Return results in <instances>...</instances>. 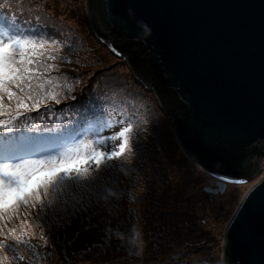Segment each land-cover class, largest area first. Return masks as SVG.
Listing matches in <instances>:
<instances>
[{
	"label": "rangeland",
	"instance_id": "1",
	"mask_svg": "<svg viewBox=\"0 0 264 264\" xmlns=\"http://www.w3.org/2000/svg\"><path fill=\"white\" fill-rule=\"evenodd\" d=\"M19 6L22 10L33 9L29 10L28 14H23L16 9ZM0 9L3 11L8 9V13L14 17L19 13L27 22L32 19L34 23L31 21L30 23L42 33L41 39L49 43L52 40L57 42L55 47L60 48V52L57 53L59 57L68 51L74 63H79L74 64L73 70L64 68L66 66L60 64L53 66L52 71H56L57 77H63L64 82L54 76L53 86L48 95L54 110L50 111L58 113L64 104L66 105L63 110L71 111L72 106L83 102V94H88L90 98L87 100L99 99L101 108L107 107L108 100L118 102L120 105L118 111H124L126 116H129V124L133 126V132L129 134L133 149L131 164L126 162L128 151L119 158L112 160L105 158L99 169L94 163L89 162L88 168L95 175L90 180L80 181L76 178L60 177L50 187L48 195L43 197L41 204L29 202L27 206L21 205L16 212L5 216L0 224L4 233L0 236V242L6 245L4 264H42L38 260L25 262L20 257L19 251L25 243L16 241L19 235L24 241L32 240L35 235L42 236L45 237L46 243L54 245L55 252L51 259L43 258L47 261L44 264H222L224 229L241 198L252 184L226 185L223 193L218 194L204 192L205 189H214L215 181L198 169L182 152L175 139L171 122L160 111L154 94L136 82L124 60L114 57L96 39L87 19L85 0H0ZM36 11H46L57 20L65 22L70 30L68 31L67 28L62 32L50 30L47 21L37 19ZM57 54L54 53L56 59L59 58ZM66 77L69 78L67 81L72 79L76 84L79 83L69 97L63 93ZM54 96L58 97L59 103L53 98ZM25 103L26 108L33 106L32 100ZM11 104L12 107L9 108V101H4V108L12 120L15 115L17 118L31 119V116L26 114V108L13 112L12 108L15 105L14 102ZM90 109L92 113H83L82 117L87 116L93 120L95 130L88 135L89 138L81 141L91 144L95 150L106 153L117 151L121 141L112 137L117 136L121 128L113 125L112 118L110 122L102 116L98 117L97 113H93L95 110L86 105L85 110ZM40 112L44 116L47 114L46 109L37 110L33 114L40 117ZM8 120L5 112L0 115V133L7 131L9 127L14 129L12 121ZM21 144L25 142L22 141ZM22 153L16 152L2 163H19L26 160L27 156H22ZM134 154L139 156L133 158ZM125 166L136 167L138 171L142 168L148 179L144 183L139 182L137 178L132 185L129 183L130 186H122L125 181L122 178V170H126ZM115 173H117L116 181L111 185L109 182L112 181L111 177H114ZM129 181L133 182L134 179L130 178ZM145 187L148 188L147 194L151 197L157 193L160 195L158 210L162 212L166 222L164 225L140 223L124 225L119 232L121 234L119 239L113 233L106 231L109 228L118 231L117 226L109 225V222L106 225H89V221L77 219L71 221V225L67 222L63 227L57 229L52 227L53 232L50 233V229L37 227L30 219L34 214L40 218L38 220H41L43 214H47L54 207L63 209L60 208V203L67 202L63 197L69 196V192L74 196L78 194L77 190L79 193H86L84 197L73 200V204H78L75 206L76 210L84 207L85 202L82 200L85 198L88 200L86 203H91L96 195H99L101 188H113L119 193L127 191L131 194L133 190H142ZM133 194L144 196L138 191ZM120 196L123 195L118 194L117 197ZM58 200H60L59 204ZM98 201L102 200L98 199ZM112 201L113 199H110L108 202ZM35 204H38L37 208L40 209L35 210ZM104 206L87 208L86 211H93L91 214L98 217L104 215L107 219L113 215L112 210H116ZM107 220L110 221L112 218ZM25 225H30V228L26 229ZM9 229L13 231L8 233ZM136 242L139 244L136 245ZM170 259L172 262L169 261Z\"/></svg>",
	"mask_w": 264,
	"mask_h": 264
},
{
	"label": "water",
	"instance_id": "2",
	"mask_svg": "<svg viewBox=\"0 0 264 264\" xmlns=\"http://www.w3.org/2000/svg\"><path fill=\"white\" fill-rule=\"evenodd\" d=\"M85 2L96 39L215 181L204 192L252 184L224 229L221 262L264 264V0Z\"/></svg>",
	"mask_w": 264,
	"mask_h": 264
},
{
	"label": "trees",
	"instance_id": "3",
	"mask_svg": "<svg viewBox=\"0 0 264 264\" xmlns=\"http://www.w3.org/2000/svg\"><path fill=\"white\" fill-rule=\"evenodd\" d=\"M17 10H20L23 14H26L29 10L33 8H25L24 10L21 9V7H17ZM5 11L0 9V19L4 21V31H0V38L2 39H7L8 36L11 35H24L28 36L31 39H35L37 41L43 40L47 41L42 38V33L37 29L32 26L33 20L30 19L29 22L25 21V19L21 14L17 13L15 14L16 17L10 15L8 12V9H4ZM20 15V17L18 16ZM28 14V13H27ZM38 16V20L42 21H47L49 23V28L50 30H55L58 32H62L64 29L70 30V27L62 21L57 20L50 14H48L46 11L44 12H37L36 13ZM34 23V22H33ZM44 36V35H43ZM56 37V36H55ZM57 54V53H56ZM59 57L60 55L57 54ZM51 61V62H50ZM49 65H51L50 69V74L52 80L54 79V76L57 77L56 71L53 70V66L56 64H60L61 66H66L64 68H69L73 70V67L75 66L74 64H79L74 63V60L70 57V54H68V51H65L61 57H59L56 60H51L49 59L47 61ZM60 80L64 82L63 77H57ZM77 79L78 77H74ZM69 79L68 77L65 78V84L63 85V93L66 96H70L71 91L74 90L75 86H78L76 82H74L72 79L71 81H67ZM137 82V81H136ZM138 83V82H137ZM51 86H48L46 88L45 92V97H37L39 100V103H31V107L26 108V114H29L30 117H16L15 115L13 117L8 116L5 108L4 112L6 117H8V121H12V125L14 127L13 131L9 133L8 131H3L0 133V163L2 160H6L4 156V148L8 143L14 144L17 148V153L23 152L22 156H27L26 160L29 159H44L45 157L51 156V155H56L59 154L60 152L64 151L66 148L71 147L73 144L78 143L79 141L83 140L84 138H89L90 134L94 132V124L93 120L90 118L82 117L83 113L91 112L92 109L85 110L86 105L89 107H92L95 111L93 113H97V116L104 117L107 120L112 122L113 125L119 126L121 130L123 128L127 127L129 125V116L127 117L124 111H118L119 106L118 102H111V100L107 101L106 105L107 107L101 108L99 106V103L101 101L97 98L94 100H87L90 98V96L87 94H83V102L82 103H77L75 106L71 107V111L69 110H63L64 106H61L59 109L58 113H54L50 111L51 109L54 110L53 106L51 105V101L49 100L48 95L50 94ZM65 98V97H63ZM48 99V101L46 100ZM6 101L7 98L5 99ZM86 100V101H85ZM6 105V104H5ZM44 106V107H42ZM12 107V104L9 105V108ZM46 109V116L43 115L42 112H40V117H36L35 112L37 110L43 111ZM31 113V114H30ZM38 116V115H37ZM72 128L76 133V138L71 139L68 141H61L60 137L63 135V133L69 129ZM5 135L10 136V139L5 141L2 139ZM43 140H47L46 142H43ZM25 142V144H21V142ZM136 158L139 156V154H134L133 158ZM20 158V157H19ZM126 170H122V178L123 183L122 186H130L129 183L132 185L136 180L139 179V182H144L148 179L147 174L143 172V169L141 168L140 171H138V168H128V166L124 167ZM139 172V174L137 173ZM115 176L111 177V180L109 183L111 185H114L116 181V176L117 173L114 174ZM95 176V175H93ZM92 176V177H93ZM133 178L134 181L130 182L129 179ZM146 178V179H145ZM105 179V178H104ZM145 179V180H144ZM119 180V179H117ZM92 181V180H91ZM101 181V180H100ZM98 181V182H100ZM125 183V184H124ZM100 184V183H99ZM124 184V185H123ZM113 189V188H111ZM115 192L117 191L116 189H113ZM140 190V189H139ZM133 190L131 194H128L129 192L127 191H117L118 194L123 195L120 197H116L113 199L112 202H107V204H104L103 201H98V199L102 200V196L104 195V188H101L99 190L98 194L96 195V198L92 200L91 203H86L88 201L86 198L82 200L85 202L84 207L75 210V206H78V204H73V200L84 197L86 193H79L77 190L78 194L73 195V193L69 192V196L63 197V199L67 202L60 203V208L63 207V209H59L54 207L53 210L50 209L47 214H43L44 217L41 220H38V216L36 215H31L30 219L33 221L35 226L37 227H43L44 229H50L49 232L52 233L53 228L57 229L59 227H63L67 222H69V225H71V221H77V219L80 220H87L89 221V225H116L118 232L123 229L124 225H164L165 224V218L162 215V212L158 210L160 204V195L157 193L155 196L151 197V195H148V188L145 187L142 190ZM97 190L95 189L94 192ZM140 192L143 193L144 196L142 197L133 194L134 192ZM62 200V199H61ZM58 200V204H59ZM122 202V203H117V202ZM151 201V202H149ZM150 203V205H148ZM107 205L110 207V210L115 209L116 211L112 210L113 215L110 216L109 218H112V220L108 221L105 219L104 215L101 217H98V215L91 214V212L86 211L87 208H98L99 206H104ZM38 204H35V210L37 208ZM106 206H104L105 208ZM40 209V208H37ZM46 210V208L44 209ZM109 210V211H110ZM52 213V214H51ZM117 215V218L115 215ZM91 221V222H90ZM38 223H41L40 225H36ZM26 229L30 228V225H25ZM53 227V228H52ZM122 227V228H121ZM163 228V226H162ZM41 229H39L40 231ZM10 231H13L12 229L7 230L9 233ZM47 231V230H46ZM20 237V235H19ZM22 242L25 243L24 247L22 248L21 251H19L20 257L25 261H32L33 260H38L42 264L47 263L46 260L43 258H49L51 259L53 252L55 250L53 249V244L52 243H46L45 237L35 235L33 236V239L30 241H24L21 237ZM60 245V243L58 242ZM139 243L136 242V245ZM175 259V258H173ZM170 262L171 259L169 260ZM176 261V260H174Z\"/></svg>",
	"mask_w": 264,
	"mask_h": 264
},
{
	"label": "snow or ice",
	"instance_id": "4",
	"mask_svg": "<svg viewBox=\"0 0 264 264\" xmlns=\"http://www.w3.org/2000/svg\"><path fill=\"white\" fill-rule=\"evenodd\" d=\"M0 31H4L2 19ZM56 43L55 40L49 43L24 35L0 38V115L4 113L5 97L10 104L14 102L12 111L15 112L20 108H26L25 102L28 100L39 103L37 97L44 95L48 86H53L50 74L52 66L47 61L55 60L54 53L60 52V48L55 47ZM53 98L57 103L60 102L57 96ZM7 131L11 133L13 129L9 127ZM132 132L133 126L129 124L117 136L112 137L121 142L118 150L111 153L95 150L91 144L79 141L58 156L29 159L19 163H0V224L5 216L16 212L21 205L27 206L29 202L41 204L43 197L48 195L50 187L58 178L73 174L86 176L89 173V162L94 163L99 169L105 158L112 160L121 157L125 151L132 152L129 135ZM76 135L77 133L69 128L60 140L75 139ZM2 139L7 141L10 136L5 135ZM16 151V146L8 143L4 148L5 158L14 156ZM3 235V229L0 228V236ZM16 241L22 242L19 236L16 237ZM5 248L6 245L0 242V264L6 259Z\"/></svg>",
	"mask_w": 264,
	"mask_h": 264
},
{
	"label": "clouds",
	"instance_id": "5",
	"mask_svg": "<svg viewBox=\"0 0 264 264\" xmlns=\"http://www.w3.org/2000/svg\"><path fill=\"white\" fill-rule=\"evenodd\" d=\"M126 162L128 164L132 163L131 152H129V156L126 158ZM92 176H93V173H92V171L89 170V173L86 176L70 175V176L64 177V178H67V179L76 178L80 181H86V180H90L92 178ZM16 179H17V183H19V177H17ZM26 179H27V177H26ZM117 196H118V193H116L113 189L106 188V189H104V195L102 196V201H103V203H107L110 199H114ZM106 231L113 233L117 239H119L121 236V234L118 231H114L110 228L106 229ZM3 264H4V262H3Z\"/></svg>",
	"mask_w": 264,
	"mask_h": 264
}]
</instances>
